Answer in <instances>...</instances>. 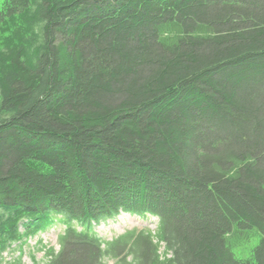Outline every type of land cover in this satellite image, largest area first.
I'll list each match as a JSON object with an SVG mask.
<instances>
[{
	"label": "trees",
	"instance_id": "trees-1",
	"mask_svg": "<svg viewBox=\"0 0 264 264\" xmlns=\"http://www.w3.org/2000/svg\"><path fill=\"white\" fill-rule=\"evenodd\" d=\"M4 32L0 254L59 221L44 264H264V0H0ZM121 213L157 228L93 231Z\"/></svg>",
	"mask_w": 264,
	"mask_h": 264
},
{
	"label": "rangeland",
	"instance_id": "rangeland-1",
	"mask_svg": "<svg viewBox=\"0 0 264 264\" xmlns=\"http://www.w3.org/2000/svg\"><path fill=\"white\" fill-rule=\"evenodd\" d=\"M7 32L0 34V48L6 40ZM158 225V219L153 216L140 218L136 215L121 213L114 219H109L100 224H93V231L105 241H111L115 237L131 230H148L154 232ZM64 230V224L56 222L45 231L35 235L23 237L19 242L11 245L6 251L0 254V264H44L45 252L49 249L59 250L58 238ZM23 231V226L20 227ZM259 236H254L250 242L244 245L233 247L235 256L241 260H247L251 256V250L256 246ZM164 251L163 244L159 252ZM104 264H117L110 258L104 259Z\"/></svg>",
	"mask_w": 264,
	"mask_h": 264
},
{
	"label": "bare ground",
	"instance_id": "bare-ground-1",
	"mask_svg": "<svg viewBox=\"0 0 264 264\" xmlns=\"http://www.w3.org/2000/svg\"><path fill=\"white\" fill-rule=\"evenodd\" d=\"M124 214H127V213H124ZM129 215V214H128Z\"/></svg>",
	"mask_w": 264,
	"mask_h": 264
}]
</instances>
